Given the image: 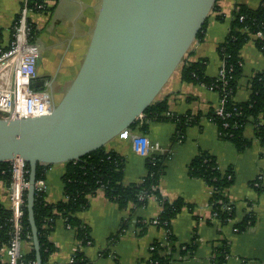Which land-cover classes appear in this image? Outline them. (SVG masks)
Returning <instances> with one entry per match:
<instances>
[{"label":"crops","instance_id":"crops-1","mask_svg":"<svg viewBox=\"0 0 264 264\" xmlns=\"http://www.w3.org/2000/svg\"><path fill=\"white\" fill-rule=\"evenodd\" d=\"M101 1L57 0L50 4L52 9L49 12H31L28 15L37 30L33 48L38 53V74L57 85V101L59 90L68 88L81 65ZM260 2L216 0L217 10L209 14L203 38L193 42L186 59L205 60L204 73L214 78L221 66L217 46L227 34L234 6L242 4L256 8ZM19 10V0H0V28L4 32ZM217 15H222L223 19H218ZM240 57L241 74L232 98L237 103L249 98L251 79L264 70V56L253 39L243 45ZM163 98L167 102V112L177 115L188 113L197 119V122L185 127L181 140H172L175 123L160 120L148 122L144 130L127 129L105 146L124 157L122 181L125 185L138 182L145 175L147 156L168 153L158 191L169 201L182 198L191 205L190 208H182L171 220L175 246L193 242L197 246L190 257L181 258L175 250L169 264H215V249L222 241L229 243L226 264H264V183L258 186L259 191L251 185L258 176L264 179V147L254 137L253 125L249 123L244 129V136L251 140L250 146L238 151L230 141L220 137L216 124L207 116L218 106L219 94L205 85L183 81L180 69L173 73L161 90L158 99ZM261 122L264 123V119ZM139 136L149 142H157L160 150L135 151L134 139ZM200 152L214 156L220 170L231 168L234 173L233 183L225 190V196L233 206V217L224 225L211 214L210 188L203 180L187 174L188 163ZM64 169V163L51 164L46 168L43 180L47 203L64 199L61 180ZM0 206L9 209L8 185L1 178ZM160 211L161 205L155 196L148 197L143 206L129 203L121 209L102 191H98L89 197L87 207L78 214L90 229L91 243L82 246L76 239L75 230L65 225L63 218L56 217L48 235L55 250L47 263L66 264L79 247L89 264H151L152 242H165L166 230L150 222ZM247 214L253 216V223L242 231L234 230L235 224ZM139 220L145 225H136ZM32 247V241L22 239L19 243L20 255H27ZM0 256H5L4 245L0 248Z\"/></svg>","mask_w":264,"mask_h":264},{"label":"water","instance_id":"water-1","mask_svg":"<svg viewBox=\"0 0 264 264\" xmlns=\"http://www.w3.org/2000/svg\"><path fill=\"white\" fill-rule=\"evenodd\" d=\"M215 2L102 0L81 65L51 112L0 116V163L20 158L28 164L36 264H42L33 215L37 165L78 160L127 130L180 67Z\"/></svg>","mask_w":264,"mask_h":264},{"label":"trees","instance_id":"trees-1","mask_svg":"<svg viewBox=\"0 0 264 264\" xmlns=\"http://www.w3.org/2000/svg\"><path fill=\"white\" fill-rule=\"evenodd\" d=\"M57 1V0H54ZM52 8H49V11ZM217 10L216 2L212 11ZM208 18V17H207ZM223 19L222 15H217ZM207 20V19H206ZM203 23L198 31L195 40L203 38V31L206 24ZM32 37L34 41L37 30L32 24ZM260 33V36H256ZM250 39L254 40L255 46L264 56V0H261L256 8H249L242 4H236L231 11L229 28L224 40L218 44L217 52L224 63V77L222 79L209 78L204 73L205 64L203 59L189 61L186 55L182 59L180 69L181 79L186 82L202 83L205 85L214 84L219 97H224L223 107L229 116H217L214 111L208 113L217 126L220 137L230 141L238 151H242L251 144V140L244 136V129L247 124H252L254 137L264 147V70L253 76L250 82V96L246 101L237 103L232 100L236 90L237 80L241 74L240 50ZM225 81V82H224ZM168 111L166 99H156L143 112L146 123L139 126L134 121L128 129L144 130L150 121L169 120L175 123V135L173 141L181 140L184 129L187 125L197 122L196 117L190 114L177 115L172 113L166 116ZM168 153L151 154L145 158V175L135 183L123 184L124 157L114 150L102 146L75 161L65 164L61 176L63 183L64 199L56 203H47L44 199V192L35 190L33 197V215L39 241V253L42 264L48 262L50 254L55 250L54 245L49 241L48 235L52 230V221L56 217L64 219L65 225L75 230L76 239L82 246L91 243L90 229L80 219L79 213L88 205L89 197L96 192L102 191L103 195L119 208H125L129 203L135 206H143L148 197L155 196L161 205V211L155 219V224L166 230L165 242L153 241L150 250L151 264H169L172 260V253L178 250L181 258L193 255L196 250V243H185L175 246V237L171 231V220L184 207H191L182 198L169 201L158 191V183L164 174L165 161ZM51 164H38L36 168V180L45 178V170ZM28 170V164L26 163ZM187 174L192 178L203 180L211 189L209 204L211 214L221 225L226 224L233 217V206L225 196V190L231 186L234 180V173L231 168L225 171L220 170L214 156L207 152H200L194 156L187 165ZM0 178L8 184L10 180L9 162L0 163ZM28 179V173H27ZM260 190V187H255ZM10 211L0 206V248L6 245L11 231ZM22 239L32 241L30 226L27 219L26 193L24 194V206L22 216ZM150 221V220H149ZM150 222H153L151 220ZM253 223V216L245 215L242 221L235 224L237 231H242ZM136 225L144 226L141 220ZM123 226L120 230H122ZM170 250L169 253L166 251ZM162 252H166L163 255ZM229 256V243L222 241L216 247L215 264H226ZM70 264H89L84 253L77 247L72 254ZM25 261H35L33 247L29 253L22 256Z\"/></svg>","mask_w":264,"mask_h":264},{"label":"built area","instance_id":"built-area-1","mask_svg":"<svg viewBox=\"0 0 264 264\" xmlns=\"http://www.w3.org/2000/svg\"><path fill=\"white\" fill-rule=\"evenodd\" d=\"M19 1L20 10L9 29L4 32L0 28V116L6 119H23L46 115L51 112L57 103L50 83L38 74V53L33 48V41L30 40L33 23L28 17L31 12H49L50 4L55 1ZM260 35V33L256 34V36ZM216 77L218 80L224 77V63L222 61ZM39 81H43V85L36 87L35 83ZM205 86L209 90L216 91L214 84ZM224 100V97H219V104L215 109L217 116H229V113L223 107ZM165 115L171 116L172 114L166 112ZM136 120L139 126L147 122L144 114L138 116ZM134 146L135 151L139 153H146L147 150H160L157 142H149L147 138L141 136L134 139ZM9 171L10 180L7 185L9 211L11 213V231L7 243L4 245L5 256H0V264H36V261H25L19 253V243L22 240L21 220L23 216L24 194L28 188L26 162L20 158L9 161ZM263 183L264 179L262 176H258L253 181L255 187ZM35 190L45 191L43 179L36 180ZM155 219H153V223ZM234 230L237 231L236 228ZM152 249L153 246H150V250ZM71 262L72 257H70L66 264H70Z\"/></svg>","mask_w":264,"mask_h":264},{"label":"flooded vegetation","instance_id":"flooded-vegetation-1","mask_svg":"<svg viewBox=\"0 0 264 264\" xmlns=\"http://www.w3.org/2000/svg\"><path fill=\"white\" fill-rule=\"evenodd\" d=\"M44 78V77H43ZM45 79V78H44ZM46 80V79H45ZM49 82V80H47ZM50 86H51V89L53 91V94L55 95V99L57 101V85L54 84L53 81H50Z\"/></svg>","mask_w":264,"mask_h":264},{"label":"rangeland","instance_id":"rangeland-1","mask_svg":"<svg viewBox=\"0 0 264 264\" xmlns=\"http://www.w3.org/2000/svg\"><path fill=\"white\" fill-rule=\"evenodd\" d=\"M178 69H179V68H178ZM178 69H177V70H178ZM177 70H176V71H177ZM65 89H66V88L61 89V91L59 90V93H58V99H60V98L62 97V95H63L64 92H65ZM159 97H160V94H159L158 98H159ZM158 98H157V99H158Z\"/></svg>","mask_w":264,"mask_h":264}]
</instances>
